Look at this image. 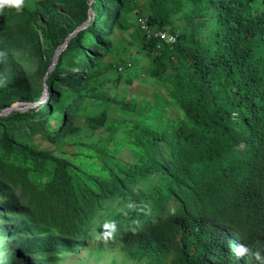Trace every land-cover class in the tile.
<instances>
[{
  "label": "trees",
  "instance_id": "obj_1",
  "mask_svg": "<svg viewBox=\"0 0 264 264\" xmlns=\"http://www.w3.org/2000/svg\"><path fill=\"white\" fill-rule=\"evenodd\" d=\"M140 16L176 43L147 38ZM57 51L41 87L20 73L26 55L46 76ZM131 66L166 90L167 130L152 127L146 101L117 97L112 81ZM103 84L110 107L82 121L80 104ZM46 86L47 105L0 118L15 161L0 169V214L13 215L2 232L22 264H86L77 255L89 244V264H264V0H0V115ZM20 126L36 129L33 143ZM148 180L154 189L135 194ZM115 201L128 220L101 239L90 219Z\"/></svg>",
  "mask_w": 264,
  "mask_h": 264
},
{
  "label": "rangeland",
  "instance_id": "obj_2",
  "mask_svg": "<svg viewBox=\"0 0 264 264\" xmlns=\"http://www.w3.org/2000/svg\"><path fill=\"white\" fill-rule=\"evenodd\" d=\"M141 4H144V0H138ZM92 14V13H91ZM144 14V13H142ZM178 26L184 27V23H180ZM177 26V27H178ZM127 28V26H124V29ZM124 38L127 40L129 39L128 35H125ZM45 45V43H44ZM44 52L46 55H49L48 49H44ZM100 52H103V49H100ZM123 54L120 53L117 49H115L112 53H110L109 60L112 63H117L122 59ZM61 56V52L58 51L56 55L53 56L52 64L53 67L55 63L59 60ZM128 59L130 62H132V55L128 56ZM59 62V61H58ZM20 73L25 74L27 77V81L32 82L35 85H39L40 87L43 85L42 82H45L47 79V75L45 76V70L40 68L37 64V61L33 59L30 56L24 55L20 60ZM141 65V63H140ZM144 66V65H143ZM57 67V66H56ZM55 67V68H56ZM131 70L129 71H122L120 70L119 79L117 81H112V86L117 87V97L121 100L122 98L129 99L131 96L134 97L133 101H138L139 103L144 100L147 104H150L152 106V109L148 108V114H150V117H153V123L152 127L158 129V127L163 128L162 131L167 130L169 126V122H166V117L168 119L172 118L171 114L168 116V107H171V101L168 97V94L165 89L162 87L156 86V84L153 83L150 79H144L139 80V77L145 73V69H142V67L133 68V66L130 67ZM50 70V68H49ZM48 70V71H49ZM72 72H75L76 70L74 68H70ZM78 71V70H77ZM82 72V71H81ZM8 75H10V71H7ZM82 76L86 77V73L82 72ZM108 86L105 84L102 85L101 92L86 101L82 102L80 104V116L82 117V121H84L86 118L89 117H96L99 116L105 109L109 108V104L106 103L104 98L101 97L103 95L104 90H106ZM100 95V96H99ZM118 99V100H119ZM49 103V99H45L44 101H39L38 103H31V104H17L13 108L14 112L12 113H28L31 110H34L40 105H47ZM24 107V108H23ZM110 111H113L110 109ZM12 113L8 114L7 116L11 115ZM57 114V113H56ZM129 117H132L133 115L128 113ZM5 116V117H7ZM3 117V118H5ZM154 121L158 123L157 126H155ZM117 122V121H116ZM62 123V120L59 121V124ZM19 126V125H18ZM17 136L22 138L24 142H27L29 144L33 143L37 136V131L34 127L29 126H20L17 129ZM37 143L42 146L45 149L53 150V152H56L57 155L62 156L66 153H69L71 155V158H75V155H77V147H72L67 144H61V145H48L45 143L42 139L38 140ZM168 147H165L162 151V154L167 156L168 154ZM4 152V154H3ZM120 159L124 162H129V156L125 152L120 156ZM8 164L15 163L14 157L5 149L4 143H3V129L0 126V169L4 166L6 167ZM154 189L153 182L148 180L147 182L143 183L141 186H139L135 194H138L139 192H144L145 194L150 193ZM14 193L16 197L23 199L25 194L22 189L19 187L14 190ZM1 202H4L3 199H0ZM9 202V201H8ZM7 204V203H6ZM10 206L9 208L13 207L11 203H8ZM4 205V204H3ZM2 205V206H3ZM0 206V207H2ZM121 201H115L108 203L102 212H99L98 214L94 215L90 219L89 229L93 231V233L102 232L104 236L101 239H107L110 240L108 237L109 231H116L120 230L125 222H127L128 218L124 216L123 224L121 223L123 218V213H121ZM172 206H175L173 204ZM12 214L7 215H1L0 214V264H22L20 261L16 259L14 256L15 253V242L14 238H7L2 230L4 227H9V223L6 222L9 218H12ZM19 219V216L17 217ZM120 228V229H119ZM104 232V233H103ZM109 242V241H106ZM90 244L87 246V248L83 249L78 255V259H84L86 264H89L91 261H88L89 253L91 252V249L89 248ZM41 258V257H39ZM48 260V259H47ZM72 260H66L64 262L60 261H45L46 264H69Z\"/></svg>",
  "mask_w": 264,
  "mask_h": 264
},
{
  "label": "built area",
  "instance_id": "obj_3",
  "mask_svg": "<svg viewBox=\"0 0 264 264\" xmlns=\"http://www.w3.org/2000/svg\"><path fill=\"white\" fill-rule=\"evenodd\" d=\"M137 24L142 32L147 36V38H151V36L153 35L168 45H172L177 41V36L171 32L163 30H156L155 32H153V29L148 24V20L145 17H138Z\"/></svg>",
  "mask_w": 264,
  "mask_h": 264
},
{
  "label": "water",
  "instance_id": "obj_4",
  "mask_svg": "<svg viewBox=\"0 0 264 264\" xmlns=\"http://www.w3.org/2000/svg\"><path fill=\"white\" fill-rule=\"evenodd\" d=\"M93 2H94V0H90V6L93 4ZM90 13H93V11H92V9H90L89 10V14ZM91 22H92V17H90V19L88 20V22L85 24V25H83V26H81L80 28H77L73 33H71L70 34V36L68 37V38H70V40L73 38V37H75L79 32H81V31H83V30H85V29H87L89 26H90V24H91ZM68 41L66 42V44L64 45V48H63V52L67 49V46H68V44H69V39H67ZM58 53V51L56 52V54ZM55 54V55H56ZM54 70V68L51 66L50 67V70L48 71V75L50 74V72H52ZM48 75H47V78H48ZM49 97V91H48V87L46 86V90H45V94H44V97H43V99L41 100V101H44L45 99H47ZM15 107V106H14ZM13 107V108H14ZM9 109V110H7V111H5L4 113H2L1 115H0V118H3V117H5V116H7L8 114H10V113H12V112H14V111H16V110H14V109Z\"/></svg>",
  "mask_w": 264,
  "mask_h": 264
},
{
  "label": "crops",
  "instance_id": "obj_5",
  "mask_svg": "<svg viewBox=\"0 0 264 264\" xmlns=\"http://www.w3.org/2000/svg\"><path fill=\"white\" fill-rule=\"evenodd\" d=\"M141 17V16H140Z\"/></svg>",
  "mask_w": 264,
  "mask_h": 264
}]
</instances>
